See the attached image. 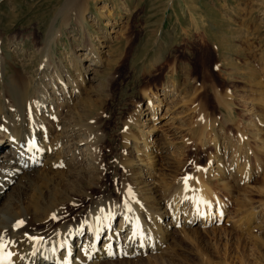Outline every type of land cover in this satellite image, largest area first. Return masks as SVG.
Listing matches in <instances>:
<instances>
[{
	"label": "rangeland",
	"instance_id": "obj_1",
	"mask_svg": "<svg viewBox=\"0 0 264 264\" xmlns=\"http://www.w3.org/2000/svg\"><path fill=\"white\" fill-rule=\"evenodd\" d=\"M88 43L100 64L84 62L96 70L87 82L96 80L80 87L76 121L106 139L104 188L132 183L121 163L143 134L158 146L160 191L189 177L231 188L217 195L225 215L187 228L158 263L136 264H264V0H0V54L30 75L31 91L40 84L51 91L56 79L54 69L46 77L38 71V48L77 78L76 56ZM218 142L235 150L218 151ZM228 153L245 164L249 180L217 175Z\"/></svg>",
	"mask_w": 264,
	"mask_h": 264
},
{
	"label": "bare ground",
	"instance_id": "obj_2",
	"mask_svg": "<svg viewBox=\"0 0 264 264\" xmlns=\"http://www.w3.org/2000/svg\"><path fill=\"white\" fill-rule=\"evenodd\" d=\"M84 13L82 8L77 12L78 24ZM38 51L41 76L52 69L56 74L51 91L41 84L31 91L30 75L0 54V264L158 263L170 254L179 234H188L198 221L207 226L214 216L225 215L217 196L221 189L230 192L225 180L213 186L200 178H179L159 190L154 172L160 158L153 152L158 146L150 145L145 134L134 143V154L121 163L130 176L126 181L132 183L118 181L112 190L105 189L101 182L109 173L102 150L106 139L95 133L96 126L76 121L80 87L96 80L87 82V75L96 70L84 62L94 59L99 65V50L88 43L76 56L81 78L56 69L48 48ZM148 106L155 116L151 98ZM217 144L223 153L235 150L234 145ZM214 157L210 155L209 162ZM229 158L218 165L217 175L236 184L249 180L245 164H239L236 155ZM136 176L141 187L134 185ZM168 216L172 219L163 223Z\"/></svg>",
	"mask_w": 264,
	"mask_h": 264
}]
</instances>
